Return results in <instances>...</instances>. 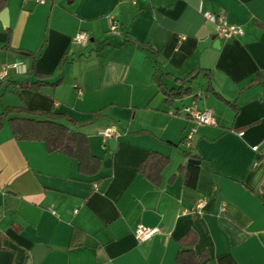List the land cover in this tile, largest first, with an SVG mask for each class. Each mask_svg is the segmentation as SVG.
<instances>
[{
  "label": "crops",
  "instance_id": "1",
  "mask_svg": "<svg viewBox=\"0 0 264 264\" xmlns=\"http://www.w3.org/2000/svg\"><path fill=\"white\" fill-rule=\"evenodd\" d=\"M204 11L244 34L216 37ZM80 31L85 44L75 40ZM18 62L26 71L11 67L3 81L35 80L36 69L60 83L41 90L4 83L0 117L6 106L66 114L102 163L99 173L84 174L78 160L44 141L16 139L6 120L0 264H179L181 251L199 264H264V0H0V70ZM200 69L237 107L207 90L203 73L193 93L166 102L158 78L174 88ZM193 104L212 109L217 124L196 126L184 109ZM111 126L115 134L101 133ZM192 158L200 161L192 163L194 186L186 183ZM146 160L163 165L145 172ZM201 197L207 203L198 213ZM146 211L157 214L159 232L139 241Z\"/></svg>",
  "mask_w": 264,
  "mask_h": 264
},
{
  "label": "trees",
  "instance_id": "2",
  "mask_svg": "<svg viewBox=\"0 0 264 264\" xmlns=\"http://www.w3.org/2000/svg\"><path fill=\"white\" fill-rule=\"evenodd\" d=\"M145 47L147 48L148 46L145 45ZM18 52L35 59V56L31 52L24 50H18ZM31 72H34L36 77L35 80H16L12 82L11 78H9L4 81L0 80V86L4 83H9L18 89L30 88L33 90H41L44 87L57 86L60 83V81H49L48 78H50L51 75L40 73L36 69L31 70ZM199 73H203L208 80L207 90L213 91L217 96L225 99L220 93L215 91L212 84L211 72L200 69L197 72L191 73L186 78L181 79L180 85L174 88H168L161 82V79L158 78L159 86L166 96V102L172 105L176 99L193 93L192 80ZM225 100L233 107H237L235 101ZM15 114L21 116L12 117ZM188 117L192 119L190 115H188ZM6 120L10 123L16 139L44 141L50 152L58 151L78 160L82 173L95 175L100 172L102 163L101 158L92 153L87 135L68 125L67 122L76 125L72 117L63 113H55L40 108L29 109L24 106H6L0 117V128ZM188 155L190 157H195L191 152H189ZM161 165L163 164H160L159 160L155 162L146 160L142 163L141 170L146 172L149 166H154L152 170L156 167L160 169V167H162ZM186 167L189 170L186 174V183L190 186H194L196 172L192 169L196 166L192 163H187ZM178 262L179 264H199V258L195 257L192 252L181 251L178 255Z\"/></svg>",
  "mask_w": 264,
  "mask_h": 264
},
{
  "label": "built area",
  "instance_id": "3",
  "mask_svg": "<svg viewBox=\"0 0 264 264\" xmlns=\"http://www.w3.org/2000/svg\"><path fill=\"white\" fill-rule=\"evenodd\" d=\"M37 1L38 3L46 2V0H37ZM204 17L206 21L211 22L214 25L215 36L218 38L231 39V38L239 37L244 34V28L242 25L229 22L226 19V17L222 14H216L211 11H204ZM117 29L118 26L116 22H112L111 31L117 32ZM75 40L85 44L89 41V36L85 32L80 31L75 35ZM11 67L19 73H23L26 71L25 66L23 65L22 62L14 63L12 65H5L0 70L1 80L8 76ZM184 109L187 112V114L190 115L196 126L205 125V124L207 125L217 124V118L215 116V113L210 108L199 109L195 104H193L186 106ZM196 126H194L191 129L189 135L185 138L184 143L188 147L192 145V140L194 138V134L197 129ZM116 131H117L116 126H111L101 130V133L105 136H112L113 134L116 133ZM253 149L256 151H260L259 145H254ZM260 153L264 159V150L260 151ZM206 203H207L206 198L204 197L199 198L195 203L194 210L198 213H201ZM223 210H226V208L223 207ZM157 232H159L158 227L156 226L150 227L141 224L136 228V237L139 241H144L151 238Z\"/></svg>",
  "mask_w": 264,
  "mask_h": 264
},
{
  "label": "water",
  "instance_id": "4",
  "mask_svg": "<svg viewBox=\"0 0 264 264\" xmlns=\"http://www.w3.org/2000/svg\"><path fill=\"white\" fill-rule=\"evenodd\" d=\"M1 18L4 20L5 23H7V12L3 11L1 13ZM190 163H199V160L196 159H190L189 160ZM105 164H107V160L105 161ZM142 224L145 226H157L158 225V216L154 211H146L144 214V219L142 221ZM40 251V249H35L34 250V254L35 256H39L38 252ZM38 258V257H37Z\"/></svg>",
  "mask_w": 264,
  "mask_h": 264
}]
</instances>
